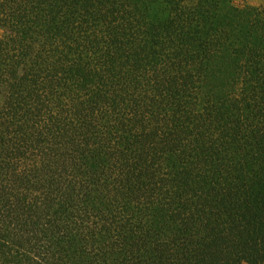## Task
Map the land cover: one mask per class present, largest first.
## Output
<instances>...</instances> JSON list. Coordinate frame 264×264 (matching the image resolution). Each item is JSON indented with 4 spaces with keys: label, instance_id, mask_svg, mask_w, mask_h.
I'll return each instance as SVG.
<instances>
[{
    "label": "trees",
    "instance_id": "obj_1",
    "mask_svg": "<svg viewBox=\"0 0 264 264\" xmlns=\"http://www.w3.org/2000/svg\"><path fill=\"white\" fill-rule=\"evenodd\" d=\"M0 264H264V3L0 0Z\"/></svg>",
    "mask_w": 264,
    "mask_h": 264
},
{
    "label": "rangeland",
    "instance_id": "obj_2",
    "mask_svg": "<svg viewBox=\"0 0 264 264\" xmlns=\"http://www.w3.org/2000/svg\"><path fill=\"white\" fill-rule=\"evenodd\" d=\"M237 3L246 5H260L264 3V0H235Z\"/></svg>",
    "mask_w": 264,
    "mask_h": 264
}]
</instances>
